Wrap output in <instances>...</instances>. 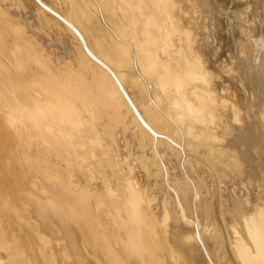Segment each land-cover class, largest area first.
Here are the masks:
<instances>
[{"label":"bare ground","instance_id":"bare-ground-1","mask_svg":"<svg viewBox=\"0 0 264 264\" xmlns=\"http://www.w3.org/2000/svg\"><path fill=\"white\" fill-rule=\"evenodd\" d=\"M29 1L0 0L37 74L1 104L0 51V264H264V24L203 65V0Z\"/></svg>","mask_w":264,"mask_h":264},{"label":"rangeland","instance_id":"rangeland-1","mask_svg":"<svg viewBox=\"0 0 264 264\" xmlns=\"http://www.w3.org/2000/svg\"><path fill=\"white\" fill-rule=\"evenodd\" d=\"M34 1L38 3V1L40 0L38 1L34 0ZM33 2L31 1L30 3L29 1L30 4H35ZM42 4L44 3H41L40 1L39 4H35V5L39 6ZM258 5H260L258 0H203L204 9L202 11V14H203L202 19H204V16H205V20H203V22L205 23L204 29L206 30L205 32L206 35L203 33L201 35L203 39L200 36L201 40H197L198 42L194 44V42L192 41L193 34L190 33L192 35V36L190 35V40L192 42L191 44L187 45V47L184 48L183 50V56H185V60L192 61L194 60L193 55L198 54L202 64L207 65L209 63L210 56L212 58V57H215L216 55L218 56L220 60H221V57L219 56H222V59L229 61L230 62L229 64H232L233 67H235L236 65H235L234 58L238 56L244 57L243 54H239L241 45H246V44L249 45L250 42L252 41L251 38L258 37L260 35L259 34L260 27L262 28L264 24V6L259 7ZM240 13H245L247 17L245 19H243L244 17H241L243 19L241 20L240 17H238L240 16L239 15ZM252 16H258L259 24H257V26H255L253 23H249V19ZM248 23L253 28L252 27L249 28L246 25ZM242 24L246 25L245 30L242 29ZM45 31H47V29ZM48 32H49V35L53 34V33L50 34V31ZM47 33L45 35H47ZM53 35L55 36V38H58L55 34ZM53 35H51V38L54 37ZM47 36L43 37V40L45 41V43H48V45L51 44L50 42L52 41L54 42V45L52 42L51 44L52 46L50 47L54 46L53 48H55V52L56 54H58V56L61 55L62 51L63 52L64 50L66 51V46H64L63 48L61 47V43L64 41H60V39L58 38L59 40L57 42L60 41V43H58L60 46L55 45L57 44V42L55 43V40H54L55 38H53V40L50 38L51 41H48L49 40L48 38L50 36L48 38ZM65 40L67 41L68 45L71 47L72 45H71L70 38L66 37ZM62 45H65V44L62 43ZM206 45H210L212 47L210 55L208 54L206 50ZM0 51L3 54V58L11 66L8 71L9 82H7L4 86L6 90H5V96L1 98V104L6 105V103L10 102V100L12 99V95H13L12 88L16 84L19 85L18 91H19L20 98L23 101L29 102V94L26 91L25 83H31V79L37 76L35 68L31 64H29V61L26 58H24V56L20 57L18 60L14 59L12 55V39L4 40ZM218 66L222 67L221 62L218 63ZM236 70L237 69L235 68L234 71L228 72L229 75L227 76L226 79H230L231 83L233 84V87L231 89L233 90L234 97L237 100L238 105L243 106L241 90L239 86L235 84L238 81L236 79L234 80L233 78V76H237ZM221 75H222L221 71H218V78H220ZM242 75L245 76L243 73ZM234 137L237 143L243 147L244 140H243L242 134L237 133ZM47 167L49 168L50 166L47 165ZM246 167L249 170H253L254 168L252 165H249V164ZM50 169L52 170L48 169L49 171H47V173L51 171V174L53 172L55 173V174L53 173L54 176L57 175V173L60 175V182L59 183L57 182V185H78V176L76 173H72L70 171L65 172V171L58 169L57 167H51ZM254 173L256 176L257 171L255 170ZM55 181L56 179L54 180V182ZM217 183L218 184H216V186L221 185L218 181ZM220 191L221 189L219 188L218 192Z\"/></svg>","mask_w":264,"mask_h":264}]
</instances>
